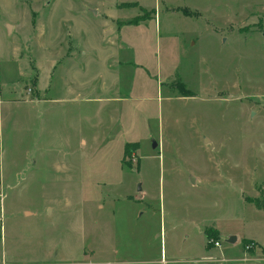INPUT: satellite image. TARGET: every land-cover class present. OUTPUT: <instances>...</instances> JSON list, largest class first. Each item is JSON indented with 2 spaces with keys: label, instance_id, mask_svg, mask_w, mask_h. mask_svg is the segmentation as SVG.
Segmentation results:
<instances>
[{
  "label": "rangeland",
  "instance_id": "1",
  "mask_svg": "<svg viewBox=\"0 0 264 264\" xmlns=\"http://www.w3.org/2000/svg\"><path fill=\"white\" fill-rule=\"evenodd\" d=\"M72 29L104 45L110 73L132 57L117 68L135 87L121 120L142 143L121 148L119 137L94 157L44 161L39 123L14 109L0 137V264H70L86 245L147 258L161 238L168 264H262L220 252L224 232L264 240V206L251 201L264 203V0H0L2 80L15 61L34 68L39 31L65 45ZM114 37L126 51L106 48ZM146 202L153 213L136 217Z\"/></svg>",
  "mask_w": 264,
  "mask_h": 264
},
{
  "label": "crops",
  "instance_id": "2",
  "mask_svg": "<svg viewBox=\"0 0 264 264\" xmlns=\"http://www.w3.org/2000/svg\"><path fill=\"white\" fill-rule=\"evenodd\" d=\"M67 19L71 20L73 17H67ZM58 32L51 30L48 37H52L51 42L58 43L56 45L60 49L59 52L48 51L52 44L42 40L43 36V39H46L45 32L39 31L37 37L41 39L38 41L42 45L44 43L46 52H38L40 55L37 52L32 54L31 57L35 63L34 68L24 67L28 64L29 54L25 55L26 57H20L24 68H18V61H15L12 66L7 67L6 77L3 80L0 70V137L3 136L4 120L12 117V111L19 108L22 109L25 119L31 121L28 125L39 123L40 132L35 144L37 147L40 144L41 151L40 149L39 151L44 161L94 157L99 155L103 148L106 149V147L114 145V140L117 139L119 142V137L121 148L130 142H140L141 144L142 141L139 137H128L129 132L125 133L127 130L126 122L124 121V124L121 120L123 103L128 100L127 88L131 90L129 99H133L135 87L132 84V78L126 80L124 74L120 73L117 68L128 66L129 62L132 63L129 60L132 57L126 60L114 58V63L117 65L116 70L110 73L109 58L107 57V50L103 49L104 45H92L91 42L85 41L88 38H77L76 34L73 35V32L75 33L73 29L70 30V33L67 31L68 39L64 45L62 41L56 40V37L59 38V34H61L60 31ZM114 38L107 44L105 43L106 48L108 45L111 50L126 51L119 37ZM74 41L77 45L71 44ZM21 77L32 79L34 86L29 85L23 88L17 83ZM2 152L0 149V159L3 157V155L1 156ZM39 156L38 154L37 158ZM139 187L140 196H137V200H141L146 195L141 184ZM152 210L151 203L146 202L145 206L138 209L136 217H141L150 211L153 213ZM258 211L261 213V210ZM262 213H264V209ZM86 224L87 222H83L80 223V226L85 227ZM213 228L216 229V227ZM224 233L236 236L234 243L226 241L230 246L227 251L220 252V258L223 257L228 261L225 263L243 259L242 257H232L233 249H238L240 253L244 250L243 246H238V239L243 238L242 241L255 242L258 249L254 253H250L249 256L251 257L245 259L250 258L264 264L262 255L264 253V240L258 237H243L242 232L239 234ZM158 237L156 238L158 239ZM205 239L207 243L206 231ZM79 250L82 251L81 259L72 260L68 263L168 264L169 252L166 247V240L162 238L159 241L157 254L148 253L147 258L146 255H141L130 259L119 256L118 250H100L92 245L81 246ZM209 257H214V255L210 254L206 258L209 259Z\"/></svg>",
  "mask_w": 264,
  "mask_h": 264
},
{
  "label": "trees",
  "instance_id": "3",
  "mask_svg": "<svg viewBox=\"0 0 264 264\" xmlns=\"http://www.w3.org/2000/svg\"><path fill=\"white\" fill-rule=\"evenodd\" d=\"M183 95H184V96H189V95H192V94H190V92L188 93V92H184V91H183ZM133 144H135V145H134V148L136 149V148H137V146H136L137 143H133ZM126 151H129V149L126 150V148H125V152H126ZM125 152H124V153H125ZM251 201H254L255 204H256L259 208L264 206V203H262L261 200L258 199V198H253V200H251ZM0 233H1V223H0ZM206 234H207V239H208V237H213V238H215V239L218 237V233H217L216 231H214L213 229H208L207 232H206ZM0 238H1V237H0ZM246 244H252V245L255 246V242L243 240V245H246Z\"/></svg>",
  "mask_w": 264,
  "mask_h": 264
},
{
  "label": "built area",
  "instance_id": "4",
  "mask_svg": "<svg viewBox=\"0 0 264 264\" xmlns=\"http://www.w3.org/2000/svg\"><path fill=\"white\" fill-rule=\"evenodd\" d=\"M207 245L208 246H212V247H215V248H218V249H221L222 246H221V242L219 240H216L215 238L213 237H208L207 239ZM256 246V245H255ZM254 245L252 244H246L245 247H244V251L247 252V251H250L252 249L255 248ZM246 253H244V257L243 259H245L246 257Z\"/></svg>",
  "mask_w": 264,
  "mask_h": 264
},
{
  "label": "water",
  "instance_id": "5",
  "mask_svg": "<svg viewBox=\"0 0 264 264\" xmlns=\"http://www.w3.org/2000/svg\"><path fill=\"white\" fill-rule=\"evenodd\" d=\"M192 182H194V178H193V177H192ZM139 189H140V187H139ZM226 241H227L228 243H234V242L236 241V236H234V235H229V236L227 237Z\"/></svg>",
  "mask_w": 264,
  "mask_h": 264
}]
</instances>
